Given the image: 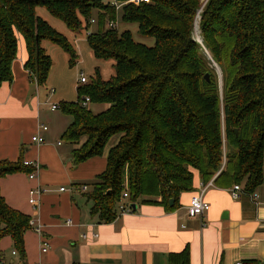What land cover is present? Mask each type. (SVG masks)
<instances>
[{
	"label": "trees",
	"instance_id": "trees-1",
	"mask_svg": "<svg viewBox=\"0 0 264 264\" xmlns=\"http://www.w3.org/2000/svg\"><path fill=\"white\" fill-rule=\"evenodd\" d=\"M37 6L72 31L96 24L86 34L91 52L114 61L109 79L96 72L76 87L74 101L57 103L70 118L60 138L71 146L74 165L109 147L106 169L85 192L100 222L121 215L124 190L130 212L138 203L174 209L179 195L193 189L194 170L203 183L242 184L248 193L264 181V0H149L119 11L102 0H0V85L12 80L18 36L27 53L24 68L38 86L52 65L42 39L64 49L70 62L77 58L67 38L36 14ZM117 12L153 44L136 41L128 29L106 27ZM197 17L200 42L193 36ZM89 104L106 107L95 113ZM31 170L22 157L0 160V178ZM29 220L0 194V238H11L19 260L11 264H27ZM168 261L189 264L188 248L170 253Z\"/></svg>",
	"mask_w": 264,
	"mask_h": 264
},
{
	"label": "crops",
	"instance_id": "crops-1",
	"mask_svg": "<svg viewBox=\"0 0 264 264\" xmlns=\"http://www.w3.org/2000/svg\"><path fill=\"white\" fill-rule=\"evenodd\" d=\"M26 58L24 40L18 36L12 80L0 85V160L22 157L37 163L38 170L34 178L24 172L1 177L0 194L39 228V232L30 228L24 233L27 264H169L168 255L185 247L189 264H264V181L249 192L256 197L244 191L234 198V184L209 186L194 170L193 189L179 195L174 209L138 203L133 212L110 223L100 222L90 213L91 201L85 192L87 182L106 169L109 147L102 155L74 165L71 146L60 141L70 119L53 131L39 130L37 100L43 86L30 81ZM38 132L43 143L31 140ZM36 187L44 192L32 205L29 191ZM202 190L209 209L202 217L189 216L188 204ZM44 241L46 251L42 252ZM12 251L11 238L1 237L0 264L14 262L17 255Z\"/></svg>",
	"mask_w": 264,
	"mask_h": 264
},
{
	"label": "rangeland",
	"instance_id": "rangeland-1",
	"mask_svg": "<svg viewBox=\"0 0 264 264\" xmlns=\"http://www.w3.org/2000/svg\"><path fill=\"white\" fill-rule=\"evenodd\" d=\"M36 14L45 20L52 28L64 35L74 47L77 55L75 61L70 62V56L59 45L48 39H42L40 42L41 47L44 52L48 54L52 63L47 81L40 89L37 100L40 113V124L46 125L49 130L53 131L65 125V123H68V119L70 118L65 116L60 109L51 111L49 104L58 103L60 101H74L76 99V87L80 85V83H78L80 74L86 77L87 82L94 77L96 72L101 79H109L114 73V61L112 59L96 58L91 52L86 34L95 31L97 28L96 24H91L88 28H81L79 31H72L66 27L63 21L53 16L44 7L37 6ZM116 17V28L118 31L128 29L136 41L147 45L153 44L152 38L142 36L138 33L135 23L122 22L120 20V12H117ZM198 31V27L194 24L193 36L195 39L198 37ZM88 107L92 112L96 113L99 111L98 108L104 109L106 104H89ZM115 140L116 137H113L108 145H111ZM60 141L63 140L61 139ZM9 251L10 250L5 252L6 256H8ZM13 258L14 261H19L18 258Z\"/></svg>",
	"mask_w": 264,
	"mask_h": 264
},
{
	"label": "built area",
	"instance_id": "built-area-1",
	"mask_svg": "<svg viewBox=\"0 0 264 264\" xmlns=\"http://www.w3.org/2000/svg\"><path fill=\"white\" fill-rule=\"evenodd\" d=\"M102 1L106 4H108L109 6L114 7L116 9V11L117 10L119 11L124 4H127V3L138 4L141 1L148 2L149 0H126V1H122V2H119L118 0H102ZM89 22L94 23L95 20L91 19ZM116 24H117V20L116 21H110V22L106 23V27H114V26H116ZM86 80L87 79L83 74L79 75L78 83L82 84V83L86 82ZM88 101H89V98L86 97L85 99L82 100V104L85 105L88 103ZM57 109H59V105L57 103L50 104V110L55 111ZM47 129L48 128L46 125L39 124V130L46 131ZM31 140L33 142H36V143H43L45 141L44 137L39 132L37 134L33 135L31 137ZM23 164L25 166H29L32 168L31 172H29L27 175L29 178H34L36 176V173L38 170V164L35 162H32V161H23ZM207 183L209 186L213 184L212 180H209ZM63 189H64L63 187L60 188V190H63ZM81 189L83 191H86L87 186L83 185V186H81ZM43 192H44V190L41 188H38V187L32 188L29 191V199H28L29 203L32 205H35L36 204V198L35 197L42 194ZM240 192H244L241 185L240 184H234L232 186V189H231V195L234 198H236L239 196ZM248 194L252 197H256V195L253 193H248ZM127 198H128V192H127V190H124L122 193V198L118 204V211L120 214L128 213L131 211L130 206L125 203ZM208 209H209V204L207 201L204 200L203 190H202L200 193L196 194L195 196H193L191 198V200L188 204V207H187V213L189 216H192V217L193 216L202 217ZM29 225L35 231L39 232V228L34 225V222L32 220H29ZM93 235L96 236V234H93ZM45 251H46V243L44 241V242H42V252H45ZM12 254H16V252L12 251ZM237 264H239V263H237Z\"/></svg>",
	"mask_w": 264,
	"mask_h": 264
},
{
	"label": "water",
	"instance_id": "water-1",
	"mask_svg": "<svg viewBox=\"0 0 264 264\" xmlns=\"http://www.w3.org/2000/svg\"><path fill=\"white\" fill-rule=\"evenodd\" d=\"M195 40L198 41V42H200V38H199V37H197ZM216 69H217V68H216ZM217 70H218V69H217ZM218 75H219V82H220V84H221V78H220V74H219V72H218ZM204 78H205L206 80H208V74H205V75H204ZM172 203H173V201H172V199H170V200H169V205H172ZM132 208H133V209H136V205H133Z\"/></svg>",
	"mask_w": 264,
	"mask_h": 264
},
{
	"label": "bare ground",
	"instance_id": "bare-ground-1",
	"mask_svg": "<svg viewBox=\"0 0 264 264\" xmlns=\"http://www.w3.org/2000/svg\"><path fill=\"white\" fill-rule=\"evenodd\" d=\"M197 21H198V17H197V19H196V23H197ZM196 23H195V24H196ZM196 27H197V24H196Z\"/></svg>",
	"mask_w": 264,
	"mask_h": 264
}]
</instances>
